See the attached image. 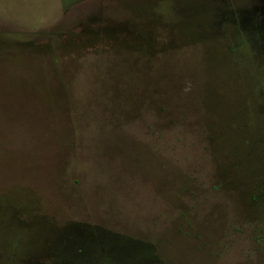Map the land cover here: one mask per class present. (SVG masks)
Returning <instances> with one entry per match:
<instances>
[{
    "label": "rangeland",
    "instance_id": "1",
    "mask_svg": "<svg viewBox=\"0 0 264 264\" xmlns=\"http://www.w3.org/2000/svg\"><path fill=\"white\" fill-rule=\"evenodd\" d=\"M0 264H264V0H0Z\"/></svg>",
    "mask_w": 264,
    "mask_h": 264
}]
</instances>
